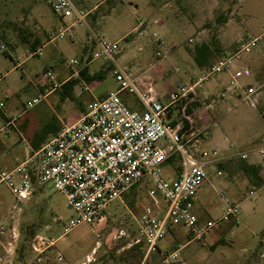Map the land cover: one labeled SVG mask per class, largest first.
<instances>
[{
  "label": "rangeland",
  "instance_id": "374dc122",
  "mask_svg": "<svg viewBox=\"0 0 264 264\" xmlns=\"http://www.w3.org/2000/svg\"><path fill=\"white\" fill-rule=\"evenodd\" d=\"M73 1L86 9L99 0ZM57 17L45 0H0V43L6 46L0 50V168L12 169L27 159L35 152V143L55 135L54 127L72 123L95 99L118 89L113 73H106L113 64L97 55L95 43L89 48L88 36L93 32L113 41L126 34L121 45L132 61L127 57L118 61L134 71L147 70L157 94L169 92L180 81L201 80L191 100L193 134H186L184 142L189 139L198 146V151L191 146L197 158L202 151L210 153L209 157L216 151L223 158L206 166L208 178L196 192L194 212L203 218L202 223L219 218L227 199L239 205L240 222H225L201 240L192 239L177 224L180 240L166 243L168 231L158 241L159 250L148 252L145 240L136 242L139 218L148 206L158 212L166 208L157 192L150 194L154 187L148 178L114 200L94 227L86 221L75 224V211L65 194L50 182L26 202H18L11 189L0 182V226L9 225L0 254L10 247L7 241L14 249L6 264H164L161 252L178 249L181 259L175 264H264V240L260 241L261 236L264 239V172L260 183L252 180L236 195H231L226 185L230 177L226 165H238L241 157L237 152H248L249 162L264 165V156L252 151L264 135V0H103L88 15V25H76L65 38L54 37L61 26ZM50 18L57 21V27L50 24ZM156 21H163L164 28ZM70 33L74 41L69 39ZM206 42L213 53L199 66L194 59L195 46ZM160 47L167 50L165 56H156ZM36 49L41 53L32 54ZM83 53L88 56L86 61ZM229 57L228 69L211 73L213 65ZM71 58L80 60L81 65L94 60L91 72L105 71L103 77L91 82L82 75L73 77L79 81L71 91L73 97H65L70 90L63 84L42 98L43 71L52 69L65 81L74 71L67 65ZM245 66L251 75L238 78L235 86L232 74ZM215 79L220 86L212 89L208 83ZM249 86L257 89L256 96H249ZM121 97L130 108L140 109L133 93L123 91ZM35 98L40 101L26 108ZM173 156L181 165V155L175 152ZM34 220L38 227L30 224ZM13 226L17 240L11 236ZM37 235L47 239L41 251L33 248ZM219 236L226 242L217 241L210 248L212 239ZM224 254L228 255L226 261Z\"/></svg>",
  "mask_w": 264,
  "mask_h": 264
},
{
  "label": "built area",
  "instance_id": "2783aa9c",
  "mask_svg": "<svg viewBox=\"0 0 264 264\" xmlns=\"http://www.w3.org/2000/svg\"><path fill=\"white\" fill-rule=\"evenodd\" d=\"M48 4L62 20L55 38H65L76 25H88L91 10L79 8L73 0H48ZM69 39L74 41L71 33ZM123 39H127V35L113 41L93 32L88 36L89 48L95 43L97 55L104 56L113 64L112 73L119 84L118 89L91 102L77 120L62 124L60 130L27 159L12 169L0 168V182L11 189L18 202L30 200L36 190L50 182L54 189L65 194L67 204L75 211V224L86 221L94 227L93 224L102 218L114 200L120 199L132 186L148 178L154 187L150 194L157 192L166 202V208L161 212L148 206L139 218V238L136 242L145 240L148 252L159 250L158 241L172 223L183 226L197 240L205 238L225 222L238 224L239 205L227 199L219 218L202 223L194 212L196 192L208 178L206 166L223 157H218L216 151L212 157H209L210 153L202 151L200 158H197L191 152V146H195L197 151L198 146L190 144L188 140L183 141V123H173L170 115L178 103L189 98L192 100L193 96L190 95L194 94L199 81L178 82L169 93L168 100L161 101L151 78L139 75L130 66L118 62L124 51L121 45ZM255 40L251 43L254 44ZM249 46L250 43L244 49L249 50ZM5 48V44L0 43V50ZM36 53H41L40 49L33 50L32 54ZM166 53L167 50L161 47L155 51L156 56H165ZM87 59L88 56L84 55L83 60ZM231 62V57L220 60L213 65L211 73L228 69ZM67 65L74 71L65 81L81 77L85 65H81L80 60L71 58ZM77 65L81 66L77 68ZM249 75V68L237 69L232 74V83L237 86L238 78ZM41 79L45 85L42 98L60 89L65 82L60 81L58 73L52 69L44 70ZM123 91L135 95L140 109H132L125 103L121 97ZM248 94L256 96L257 89L249 86ZM39 101L40 98H35L26 108L33 107ZM262 113L264 115V111ZM252 151L264 156V135L259 146ZM175 152L181 155L182 172L177 178L170 179L164 176L161 166ZM237 155L246 159L249 153L242 151ZM218 174H221V170ZM253 193V190L249 191L250 195ZM8 228L9 225L0 226V248L7 237ZM11 230L12 238L17 240L14 226ZM33 242L34 250L41 251L47 239L37 235ZM7 245L10 247L0 254V264H6L8 255L14 251L11 241H7ZM161 253L164 264H175L181 255L179 249Z\"/></svg>",
  "mask_w": 264,
  "mask_h": 264
},
{
  "label": "crops",
  "instance_id": "0c3cea01",
  "mask_svg": "<svg viewBox=\"0 0 264 264\" xmlns=\"http://www.w3.org/2000/svg\"><path fill=\"white\" fill-rule=\"evenodd\" d=\"M45 1H47L48 2V0H45ZM103 2V0H99V1H97V2H95V4L91 7V8H87L86 7V9H89V10H93V9H95L99 4H101ZM58 19H56L57 21H59V24L61 25L62 24V20L59 18V17H57ZM45 19H42V21H44ZM45 21H48L47 19L45 20ZM56 21V22H57ZM49 22H50V24L52 25V26H56L57 27V25L55 24L56 22H55V20H54V18H50L49 19ZM156 22H159L160 24L159 25H161L163 28H164V22L163 21H156ZM146 24H147V22H145ZM140 24V23H139ZM124 36H126V34H124V35H122L120 38H122V37H124ZM83 56H84V53H83ZM125 58V57H127V60H131L132 61V59H131V54H123V55H121L119 58H118V60L120 59L121 60V58ZM133 59H134V57H133ZM92 62L94 61V60H91ZM90 61V62H91ZM90 62L87 64V66H88V73L89 74H93V73H95V72H91V70H90ZM119 62V61H118ZM120 63V62H119ZM123 65V64H122ZM245 67H247V66H245ZM245 67H243V68H245ZM248 68V67H247ZM100 69V68H99ZM98 69V70H99ZM140 70L139 71H136V73L137 74H139V75H142V76H144V77H149V78H151V76L150 75H148V73H147V70H141V68H139ZM97 70V71H98ZM109 72H112V70L111 71H109ZM106 73H108V72H106ZM106 75V74H105ZM152 79V78H151ZM201 80H199V82H200ZM208 85L212 88V89H216L218 86H220V83L219 82H217L216 81V79L215 80H212V81H210L209 83H208ZM41 89H43L44 90V87H41ZM40 89V90H41ZM174 88H170V90H169V92H167V93H160V94H157V96H158V98L161 100V101H167L168 100V97H169V93L173 90ZM73 92H74V89H73ZM108 93V92H107ZM107 95V94H106ZM105 95V96H106ZM104 98V97H103ZM181 104V102L180 103H178L177 105H176V107L173 109V112H172V114L170 115V119L172 120V122L173 123H179V122H181V119L179 120V115H178V113L180 112V107H179V105ZM177 111H179L177 114H175V112H177ZM207 116V115H206ZM207 118V117H206ZM5 120L8 122V123H11L12 122V120L11 119H9V116H5ZM61 128V127H60ZM57 129V127H54L53 128V131L54 130H56ZM193 134V132H191V133H189L188 134V136H191ZM187 140H189V139H187ZM45 141H46V139H45ZM34 148H35V145H34ZM238 165H232V164H227L226 165V167L227 168H229L230 169V177H229V179L227 180V182H226V185H227V191L231 194V195H236L237 193H238V190H239V188L241 187V186H243L244 184H247V183H249V182H251L252 181V177H251V174H250V172L248 171V169H247V167L249 166V165H255V166H257L258 167V169H259V175H260V177L263 179V172H264V165L262 164V163H258V162H249L248 161V158H246V159H244V158H240V159H238ZM161 170H162V173L164 174V176L165 177H167V178H170V179H174V178H177L180 174H181V172H182V164L180 165V163H177V162H175L174 160H172L171 162H165V163H163L162 164V166H161ZM219 171V170H218ZM218 173V172H217ZM194 205H195V199H194ZM198 217V219L199 220H201L202 221V217L201 216H197ZM207 221H209V220H206L205 222H207ZM175 228H178L177 227V224H171L170 226H169V228H168V231H169V233L167 234V236H168V239L166 240V243H170V241H172V240H180V238L178 237V234H179V231L177 230V229H175ZM177 230V231H176ZM193 239V238H192ZM222 241V243H225L226 242V239H225V237L224 236H219V237H217L216 239H212V242L210 243V248H212V246H214V244L217 242V241ZM264 239L262 238V236H261V238H260V241H263ZM190 242V240H188V241H186L183 245H186V244H188ZM181 244V243H180ZM182 247V246H181ZM180 247V248H181ZM193 250V249H192ZM198 251V250H197ZM186 255V254H185ZM227 258H228V255L227 254H224V255H222V259L223 260H227ZM181 259V258H180ZM183 260V259H182ZM76 262H73V263H70V264H75ZM188 262H185V261H183V264H187ZM64 264H69L68 262H65ZM213 264H219V262H217V261H215V262H213Z\"/></svg>",
  "mask_w": 264,
  "mask_h": 264
},
{
  "label": "trees",
  "instance_id": "16d2710c",
  "mask_svg": "<svg viewBox=\"0 0 264 264\" xmlns=\"http://www.w3.org/2000/svg\"><path fill=\"white\" fill-rule=\"evenodd\" d=\"M212 53H213V47L210 43H207V42L201 43V44H198L195 46L194 59L199 66H204L206 64V62L208 61L209 57L212 55ZM112 69L108 67V71H106V72H109ZM104 73H105V71L100 70V71L95 72L93 74H89L87 65H85L84 68L81 70V75L88 82H91L96 78H102ZM78 82H79L78 79H70L69 81L64 83V87L70 90L65 95V97H73V94L71 93V91H72L73 87ZM191 96H193V95H190V97ZM192 108L193 107L191 106V99L190 98L182 101L180 104V112L179 113L181 116V122L183 123V127L181 130V134L183 136V141H184V138L186 137V134H189L192 132V128H193V120L191 119V115L193 113ZM59 130H60V127L58 126L57 129L54 130V134H56ZM45 139L46 138L43 137L41 140H39L37 143H35V149L36 150L42 146V144L45 142ZM173 154L174 153H172L165 162H171L172 160H174L175 157L173 156ZM178 155H179V153H178ZM247 169L251 174L253 182L260 183L262 181V178L259 175V169L257 166L249 165L247 167ZM30 224L33 225L34 227L39 226L36 220L31 222Z\"/></svg>",
  "mask_w": 264,
  "mask_h": 264
}]
</instances>
